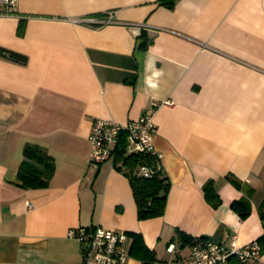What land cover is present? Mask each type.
I'll use <instances>...</instances> for the list:
<instances>
[{"label":"crops","instance_id":"obj_1","mask_svg":"<svg viewBox=\"0 0 264 264\" xmlns=\"http://www.w3.org/2000/svg\"><path fill=\"white\" fill-rule=\"evenodd\" d=\"M12 11L0 15V264H82L67 235L79 225L131 244L140 234L147 251L127 264L187 254L179 231L226 246L264 237V0H17ZM152 101H170L153 137L170 186L164 213L139 219L124 166L90 171L88 135L95 118L125 124ZM28 142L55 161L44 189L17 181ZM241 198L244 217L231 207Z\"/></svg>","mask_w":264,"mask_h":264},{"label":"built area","instance_id":"obj_2","mask_svg":"<svg viewBox=\"0 0 264 264\" xmlns=\"http://www.w3.org/2000/svg\"><path fill=\"white\" fill-rule=\"evenodd\" d=\"M16 2L17 0H0V15L11 14ZM113 17L114 13L110 11L101 22L109 24L113 22ZM91 20L88 19L85 22ZM162 104H170V101L160 103L152 101L141 116L125 124L95 118L88 135L90 171H94L101 163L114 158L116 147L122 139L126 143L127 153H151L158 157L153 144L157 127L154 117L156 109ZM111 162L114 167L113 160ZM138 173L148 177L151 170L142 166ZM27 207L32 208L33 204L28 202ZM67 235L78 243L82 264H127L131 238L125 231L100 225H79L70 228ZM236 238V235H231L232 244L226 246L206 237H193L187 254L169 259L154 257L146 264H230L231 258H236L245 264L255 263L260 258V243L253 240L238 245ZM167 249L173 251L174 245H169Z\"/></svg>","mask_w":264,"mask_h":264},{"label":"trees","instance_id":"obj_3","mask_svg":"<svg viewBox=\"0 0 264 264\" xmlns=\"http://www.w3.org/2000/svg\"><path fill=\"white\" fill-rule=\"evenodd\" d=\"M160 3L170 5L173 0H159ZM10 56L25 60V56L9 53ZM118 167H125V174L129 179L134 200L137 207V217L139 219H147L161 216L166 207V199L169 191V180L162 171L158 162V157L151 153H127L126 143L122 139L119 146L116 147L113 164ZM146 166L151 170V174L145 177L138 173V170ZM55 161L47 150L36 143H26L22 149V160L18 166L16 178L18 183L26 189L38 190L48 187L50 180L55 172ZM228 182L234 183L237 187H242L243 182L230 174L225 176ZM203 191L206 199L216 205L219 201V195L215 187L213 179H209L203 185ZM251 191H249L250 194ZM231 207L236 210L241 217H244L249 210L248 200L241 198L231 203ZM259 214L264 219V201L260 204ZM179 239L183 242H192L193 238L178 232ZM133 241L130 252L136 255L143 251H147L140 234L132 233ZM202 237V236H201ZM204 238V237H203ZM264 240V237L258 238V242ZM262 249V246H261ZM151 256L142 261L146 264L153 259ZM230 264H245L236 258L230 259ZM254 264V263H252Z\"/></svg>","mask_w":264,"mask_h":264},{"label":"rangeland","instance_id":"obj_4","mask_svg":"<svg viewBox=\"0 0 264 264\" xmlns=\"http://www.w3.org/2000/svg\"><path fill=\"white\" fill-rule=\"evenodd\" d=\"M114 158H111L110 160L112 161ZM119 163V162H118Z\"/></svg>","mask_w":264,"mask_h":264}]
</instances>
